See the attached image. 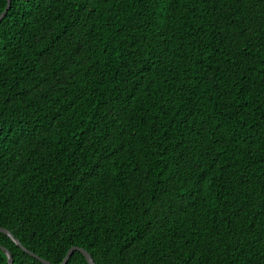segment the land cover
Listing matches in <instances>:
<instances>
[{
  "label": "trees",
  "instance_id": "1",
  "mask_svg": "<svg viewBox=\"0 0 264 264\" xmlns=\"http://www.w3.org/2000/svg\"><path fill=\"white\" fill-rule=\"evenodd\" d=\"M0 128V228L40 258L264 264V0H11Z\"/></svg>",
  "mask_w": 264,
  "mask_h": 264
},
{
  "label": "water",
  "instance_id": "2",
  "mask_svg": "<svg viewBox=\"0 0 264 264\" xmlns=\"http://www.w3.org/2000/svg\"><path fill=\"white\" fill-rule=\"evenodd\" d=\"M11 6V0H8V8L7 10L0 16V23L2 22V20L5 18L9 8ZM0 132H1V128H0ZM0 233H4L6 235H8L19 247H21L26 253L30 254L32 257L40 260L43 264H52L42 258H40L39 256H37L36 254H34L33 252L29 251L28 249H26L19 240H17L9 231L5 230V229H2L0 228ZM4 251L6 252V254L8 255V258H9V264H13V256L12 254L7 250V249H4ZM76 251H79L81 252L85 258L87 259L88 263L89 264H95L94 261H93V258L92 256L87 252L85 251L84 249H81V248H77V247H74L72 249L69 250L64 262L62 264H67L68 261L70 260L71 256L73 255L74 252Z\"/></svg>",
  "mask_w": 264,
  "mask_h": 264
}]
</instances>
